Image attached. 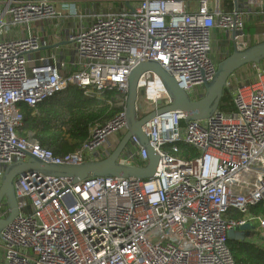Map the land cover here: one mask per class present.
I'll use <instances>...</instances> for the list:
<instances>
[{"label":"built area","instance_id":"1","mask_svg":"<svg viewBox=\"0 0 264 264\" xmlns=\"http://www.w3.org/2000/svg\"><path fill=\"white\" fill-rule=\"evenodd\" d=\"M64 4L66 15L55 0H0V182L6 167L28 153L55 164L106 157L129 127V75L136 65L157 61L199 100L219 57L261 36L247 32L248 19L264 24V0ZM67 15L74 25L58 40L63 41L35 56L43 35L30 24ZM10 33L14 37L4 36ZM215 40L222 42L218 51ZM152 83L161 98L149 95ZM70 85L89 96L115 90L121 109L92 124L78 149L56 154L33 132H18L24 124L21 107H35ZM227 87L232 112L218 108L209 118L182 124L185 114L169 110L142 126L159 154L150 178L93 176L74 182L40 171L19 175L20 213L1 232L0 264H236L228 232L247 222H256L258 231V239L247 240L264 243V215L250 212L264 203V60L239 68ZM138 89V118L154 105L156 110L158 100L162 106L172 102L154 71L141 75ZM180 143L199 154L179 156ZM118 160L144 166L148 150L133 135ZM232 211L243 215L229 216ZM9 213L3 201L0 218Z\"/></svg>","mask_w":264,"mask_h":264},{"label":"water","instance_id":"2","mask_svg":"<svg viewBox=\"0 0 264 264\" xmlns=\"http://www.w3.org/2000/svg\"><path fill=\"white\" fill-rule=\"evenodd\" d=\"M262 60H264V39L244 49H238L234 46L232 52L219 61L214 78L211 81L204 82L205 95L199 100H192L178 80L157 61H148L136 65L129 75L126 104L129 127L124 131L119 143L112 147L109 155L101 159L87 160L81 164H55L45 162L37 156L28 153V157L25 160H17L6 167L0 182V204L6 201L10 206V213L7 217L0 218V237L2 230L20 213L15 192V183L19 175L40 171L49 175L69 177L74 182L93 176L150 178L156 171L159 154L150 145L149 138L143 132L142 126L156 115L176 109L181 110L185 114V121L209 118L219 108L231 75L250 62H261ZM147 71H154L161 77L172 97V102L162 106V101L158 100L157 104L159 107L156 110H152L143 117L138 118V83L141 75ZM133 135H136L141 144L148 150V161L144 166L125 165L118 160ZM251 227L252 224L247 222L240 227L233 228L229 230L228 238L244 241L247 236H250Z\"/></svg>","mask_w":264,"mask_h":264},{"label":"trees","instance_id":"3","mask_svg":"<svg viewBox=\"0 0 264 264\" xmlns=\"http://www.w3.org/2000/svg\"><path fill=\"white\" fill-rule=\"evenodd\" d=\"M250 28H254L255 34L264 33V27L255 28L251 25ZM117 104L115 90L106 91L102 96H89L81 87L70 85L35 107L22 105L24 124L18 132L26 135L31 131L43 147L52 149L56 154L68 153L81 146L88 137L92 124L105 121L117 113L121 109ZM219 108L225 112L235 109L228 87L225 88ZM185 123L182 120V124ZM198 154L195 147L180 143L179 156L195 157ZM250 212L264 215V203L252 206ZM242 215L234 211L229 214L233 217ZM227 243L236 264H264V243L235 239H228Z\"/></svg>","mask_w":264,"mask_h":264},{"label":"crops","instance_id":"4","mask_svg":"<svg viewBox=\"0 0 264 264\" xmlns=\"http://www.w3.org/2000/svg\"><path fill=\"white\" fill-rule=\"evenodd\" d=\"M57 3V6L59 9H64L63 12L66 15L67 14V8L64 3H69L75 0H55ZM1 8V5H0ZM78 23V20H76ZM74 25V17L67 15V17L61 18V19H55L53 21L45 20L40 22H32L30 24L32 30L36 31L38 30L39 33H41L43 36V42L44 45L41 47L39 51H37L34 55L38 56L41 54H45L49 51L50 48L53 47L54 43L61 42L63 40L58 41L60 38L63 37L66 30L71 28ZM11 31L14 29V26H10ZM44 30V32L42 31ZM7 38L14 37V34L10 33L7 35H4ZM3 36V37H4ZM215 43L217 44L218 42ZM1 237H0V245H1Z\"/></svg>","mask_w":264,"mask_h":264},{"label":"rangeland","instance_id":"5","mask_svg":"<svg viewBox=\"0 0 264 264\" xmlns=\"http://www.w3.org/2000/svg\"><path fill=\"white\" fill-rule=\"evenodd\" d=\"M83 4H84V3H83ZM83 4H82V5H83ZM192 4L194 5L195 3H192ZM257 16H259V15H256V17H257ZM251 25H253L255 28H258V27H264V24H260L259 22L255 21L254 18L252 19V16H251L250 19H248V21H247V23H246V30H247V32H249V33H251V34H254V33H253V32H254V28H250ZM263 38H264V35H261L257 40H254L253 43L259 42V41L263 40ZM253 43H252V44H253ZM231 44H232V43H231ZM215 47L217 48V51H218L219 47H222V42H219V41H218V43L215 45ZM221 57L223 58V56H221ZM221 57H219V60L222 59ZM143 99H145L144 96H142V98L140 99V102L144 103V100H143ZM117 105L120 106V103L118 102ZM154 107H156V105H154ZM154 107L151 108L149 111L154 110ZM149 111H148V112H149ZM123 134H124V132H120L118 135H119V136H123ZM88 158H93V155H90V154H89V155H88ZM256 226H257V223H256V222H252V227H251V230H250V236H247L246 240H247L248 238H253L252 240H256V239H258V231L256 230ZM261 240H262V239H261ZM259 244H262V242L260 241Z\"/></svg>","mask_w":264,"mask_h":264},{"label":"bare ground","instance_id":"6","mask_svg":"<svg viewBox=\"0 0 264 264\" xmlns=\"http://www.w3.org/2000/svg\"><path fill=\"white\" fill-rule=\"evenodd\" d=\"M149 88H150L149 95L152 98L157 99V98H161L162 97V92H161V90L159 89V87H158V85L156 83H152Z\"/></svg>","mask_w":264,"mask_h":264}]
</instances>
